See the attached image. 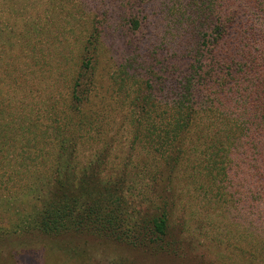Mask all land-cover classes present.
I'll list each match as a JSON object with an SVG mask.
<instances>
[{
    "label": "trees",
    "instance_id": "trees-1",
    "mask_svg": "<svg viewBox=\"0 0 264 264\" xmlns=\"http://www.w3.org/2000/svg\"><path fill=\"white\" fill-rule=\"evenodd\" d=\"M23 1L0 0V15L9 6L14 12ZM78 1L51 0L29 24L12 27L5 34L0 30V43L6 40L10 52L7 58L0 53V76L7 81L6 87L0 88V170L12 159L7 154L4 157L3 148L13 149L15 144L28 152L15 161L34 158L31 151L41 154L50 146L54 149L47 153L45 164L55 151L61 164L52 171L54 179L46 183L49 189H42L44 203L34 228L46 235L90 234L131 247L160 246L159 250H164L172 193L157 182L163 174L169 181L186 161L192 163L194 176L224 184L217 192L228 197L227 204L241 190L247 202L244 209L255 207L262 214L264 0H85L84 7L90 8L92 2L93 11L82 10L80 5L79 13L71 14L76 6L70 9V5ZM36 6L40 8L38 0ZM161 6L166 12L158 11ZM97 9V15L107 22L122 17L134 33L153 25V20L160 21L164 31L155 45L162 52L157 61L145 64L142 73L132 69V62L124 64L109 77L117 93L128 91L135 96L133 100L125 96L121 102L131 109L122 125L129 128L131 148L146 144L155 166H161L163 172L151 180L152 188H159V206L137 221L130 222L126 215L127 165L103 180L107 151L102 150L84 164L81 173L72 167L78 147L92 148L118 135L112 134L106 89L98 86L96 79L103 47L97 32L103 22L91 21ZM81 10L84 17H92L85 22L86 27L92 23L84 45L81 35L73 37L81 33V22L70 23L75 16L81 18ZM64 18L68 27L79 31L63 29ZM158 31L153 27V32ZM171 34L179 35L178 40L173 41ZM55 49L71 55L65 63L66 71H73L70 81L61 80L63 69H52ZM18 50L30 54L28 65L15 62L21 57ZM45 75H53L55 82L49 94L39 87ZM43 122L49 124L45 130L39 128ZM4 177L1 175L0 188ZM253 196L260 205L249 204Z\"/></svg>",
    "mask_w": 264,
    "mask_h": 264
},
{
    "label": "rangeland",
    "instance_id": "rangeland-1",
    "mask_svg": "<svg viewBox=\"0 0 264 264\" xmlns=\"http://www.w3.org/2000/svg\"><path fill=\"white\" fill-rule=\"evenodd\" d=\"M38 2L39 9H37L38 5L36 6L37 0H25L21 2L22 4L19 3L20 7L14 12L9 6L5 14L0 15L1 34H5L12 27L19 28L21 24H29L35 16L47 8L51 0H38ZM84 4H87L86 1L81 0L70 5V9L76 6L71 9V14H78L80 5L82 10L86 9ZM88 6L91 7L86 10L93 11V3H89ZM168 7L170 9V6ZM82 10L81 18L75 16L70 21V23L81 22V33H76L79 31L76 27H68L65 18L64 26L61 27L76 33V36L72 35L73 37L78 38L81 35V45H84L86 34L89 35L91 31V23L103 22L98 30L96 29L99 34L101 33L103 42L96 79L98 86L106 89L104 96L107 93L108 118L113 122L112 134L118 135L92 148L87 145L78 147L77 158L72 163V167L77 169V173H81L84 164L102 150L107 151V163L104 164L102 171L103 180L110 179L111 175L114 177L117 171L123 169L122 165H127L129 169L126 176V215L130 222L137 221L144 216V213L154 212L159 206V188H152L151 180L154 175L159 177V173L163 172L162 168L160 169L161 166H155L157 163L152 160L153 155L151 150L146 148V144L135 149L131 148L129 128L123 129L122 126L129 116V111L131 113V109L121 106V102L125 96L131 97L132 100L135 96L128 91L119 92L118 90L117 93V87L109 80V77L120 72L121 65L132 62V69L142 73L145 71L143 67L145 64L151 61L153 63L155 59L157 61L162 52L158 50L160 46L155 45L164 35L163 26L160 21L153 20V25L142 29L140 33H134L128 30L122 17L115 16L117 19L107 22L102 16L97 15L98 9L95 12L91 11L94 13L93 19L90 16L84 17ZM159 10L166 12L163 6L159 7ZM171 11L169 10L170 13ZM158 16L163 19L161 15ZM90 18L92 22L89 21L86 27V19ZM153 27H157L160 32L158 31L157 34L153 32ZM178 36L171 34L173 37L171 39L176 41ZM8 46L9 43L6 40L0 43V53L5 58L10 54ZM18 53L21 57L15 62L19 65H28L27 59L30 54L26 51L20 53V50ZM55 53L57 55H52L51 59L52 69L56 67L63 69L64 74L61 80L70 81L73 71L72 69L66 71L68 64L65 63L71 55L58 49H55ZM15 55V53L12 54V56ZM72 62H75V56L71 60L73 65ZM52 76L45 75L39 82L41 84L39 87L46 91L45 94H49L52 83L55 84L51 80ZM6 85L7 81L0 76V88H5ZM62 85L64 87V83L60 84ZM133 87L136 88V85ZM58 89L61 91V88ZM111 91L113 94L110 98ZM100 95L103 96V92ZM39 125L41 130H45L49 124L43 122ZM53 149L47 146L41 154L34 150L31 151L34 158L26 157L15 161L18 156L23 154L27 156V150L18 144H15L13 149L3 148L4 157L7 154L12 159L11 163L5 161V166L0 170V178L1 175H5L0 188V264H264V228H262L264 211L261 214L262 210L257 211L251 206L244 209L247 202L243 200L241 190L236 192L230 204H227L228 197L222 192H217V188L221 189L224 184L220 185L218 181H216L217 184L214 182L211 184V178L207 181L202 176H194L193 165L188 161L172 175L169 181H165L163 174L157 182L158 186H166L172 193L169 204L172 205V210L169 216L167 248L164 250H159L160 246H154V249L131 247L90 234L46 235L41 233L33 225L43 207L42 189H49L46 183L54 179L52 171L54 172L56 167H61L55 155L56 151L49 163L44 162V158L48 156L47 153H52ZM148 151H150L149 155ZM190 157L192 158L191 153L187 160L190 161ZM233 185V189H236L237 184L233 183ZM249 204L260 205L259 199L253 196Z\"/></svg>",
    "mask_w": 264,
    "mask_h": 264
}]
</instances>
